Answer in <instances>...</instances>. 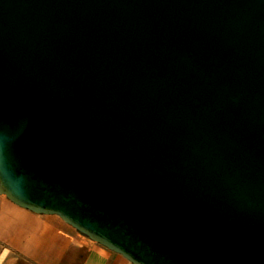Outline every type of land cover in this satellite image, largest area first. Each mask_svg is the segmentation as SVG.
<instances>
[{
  "label": "water",
  "instance_id": "95a60500",
  "mask_svg": "<svg viewBox=\"0 0 264 264\" xmlns=\"http://www.w3.org/2000/svg\"><path fill=\"white\" fill-rule=\"evenodd\" d=\"M0 194L133 264H264V0H0Z\"/></svg>",
  "mask_w": 264,
  "mask_h": 264
},
{
  "label": "crops",
  "instance_id": "0c3cea01",
  "mask_svg": "<svg viewBox=\"0 0 264 264\" xmlns=\"http://www.w3.org/2000/svg\"><path fill=\"white\" fill-rule=\"evenodd\" d=\"M0 264L133 263L58 215L32 212L0 194Z\"/></svg>",
  "mask_w": 264,
  "mask_h": 264
},
{
  "label": "rangeland",
  "instance_id": "374dc122",
  "mask_svg": "<svg viewBox=\"0 0 264 264\" xmlns=\"http://www.w3.org/2000/svg\"><path fill=\"white\" fill-rule=\"evenodd\" d=\"M5 196V195H4Z\"/></svg>",
  "mask_w": 264,
  "mask_h": 264
}]
</instances>
